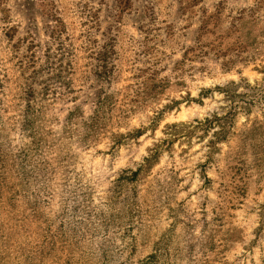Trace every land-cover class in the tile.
<instances>
[{
	"label": "rangeland",
	"instance_id": "374dc122",
	"mask_svg": "<svg viewBox=\"0 0 264 264\" xmlns=\"http://www.w3.org/2000/svg\"><path fill=\"white\" fill-rule=\"evenodd\" d=\"M0 264H264V0H0Z\"/></svg>",
	"mask_w": 264,
	"mask_h": 264
}]
</instances>
